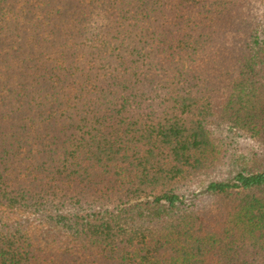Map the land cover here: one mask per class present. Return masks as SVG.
<instances>
[{
  "label": "trees",
  "instance_id": "obj_1",
  "mask_svg": "<svg viewBox=\"0 0 264 264\" xmlns=\"http://www.w3.org/2000/svg\"><path fill=\"white\" fill-rule=\"evenodd\" d=\"M0 264H264V0H0Z\"/></svg>",
  "mask_w": 264,
  "mask_h": 264
},
{
  "label": "rangeland",
  "instance_id": "obj_2",
  "mask_svg": "<svg viewBox=\"0 0 264 264\" xmlns=\"http://www.w3.org/2000/svg\"><path fill=\"white\" fill-rule=\"evenodd\" d=\"M251 6L253 10L260 16L261 6L257 2L253 3Z\"/></svg>",
  "mask_w": 264,
  "mask_h": 264
}]
</instances>
